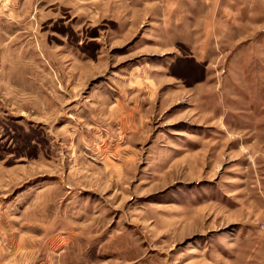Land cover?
Wrapping results in <instances>:
<instances>
[{"label":"rangeland","instance_id":"1","mask_svg":"<svg viewBox=\"0 0 264 264\" xmlns=\"http://www.w3.org/2000/svg\"><path fill=\"white\" fill-rule=\"evenodd\" d=\"M146 2L0 0V264H264V0Z\"/></svg>","mask_w":264,"mask_h":264},{"label":"crops","instance_id":"2","mask_svg":"<svg viewBox=\"0 0 264 264\" xmlns=\"http://www.w3.org/2000/svg\"><path fill=\"white\" fill-rule=\"evenodd\" d=\"M138 1H141V3H142L141 5H143L142 7H145V5L143 3L144 0H138ZM146 1H147L146 5L148 6V1L149 2H155L157 0H146ZM161 1H162V5L159 2L160 7L162 6L165 11H169L167 13V16H173V18L171 19V21L169 23L176 26V28H175L176 30L182 29L181 28L183 26L182 17L184 16L185 9H194L197 6L204 7V8H206V7L212 8V6H213L212 3H209V2L205 3V1H207V0H205V1L204 0H178L177 3H178L179 11L176 12L173 10L177 4L176 2H174V0H161ZM151 6H153V5H151Z\"/></svg>","mask_w":264,"mask_h":264}]
</instances>
